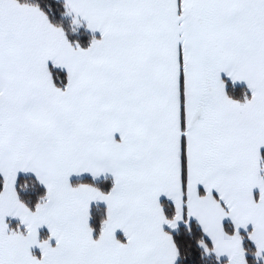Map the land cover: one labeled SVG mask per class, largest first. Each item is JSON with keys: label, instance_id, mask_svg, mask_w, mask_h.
I'll use <instances>...</instances> for the list:
<instances>
[{"label": "snow or ice", "instance_id": "obj_1", "mask_svg": "<svg viewBox=\"0 0 264 264\" xmlns=\"http://www.w3.org/2000/svg\"><path fill=\"white\" fill-rule=\"evenodd\" d=\"M0 264H264V0H0Z\"/></svg>", "mask_w": 264, "mask_h": 264}, {"label": "trees", "instance_id": "obj_2", "mask_svg": "<svg viewBox=\"0 0 264 264\" xmlns=\"http://www.w3.org/2000/svg\"><path fill=\"white\" fill-rule=\"evenodd\" d=\"M41 2H42V0H41ZM50 15H51V18L53 19L54 22L57 21V20H61V19H63L65 23L67 22L66 18H62L56 13H52Z\"/></svg>", "mask_w": 264, "mask_h": 264}]
</instances>
